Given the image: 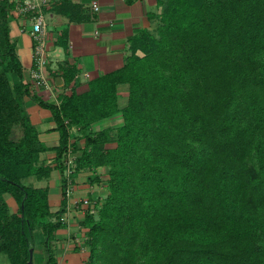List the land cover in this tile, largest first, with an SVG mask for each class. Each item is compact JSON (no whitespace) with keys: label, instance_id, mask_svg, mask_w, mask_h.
<instances>
[{"label":"trees","instance_id":"trees-1","mask_svg":"<svg viewBox=\"0 0 264 264\" xmlns=\"http://www.w3.org/2000/svg\"><path fill=\"white\" fill-rule=\"evenodd\" d=\"M157 6L155 29L132 39L122 69L84 93L61 95L58 105L36 99L61 135L50 166L40 156L51 149L24 105L30 91L10 35L14 4L0 1V254L10 264L28 263L36 231L46 264H59L55 234L65 227L68 181L99 168L108 169V196L83 225L86 264H264V0ZM67 73L71 84L75 73ZM117 114L121 127L92 131ZM74 127L85 148L68 179ZM53 170L63 176L55 214L48 189L24 184Z\"/></svg>","mask_w":264,"mask_h":264},{"label":"crops","instance_id":"crops-1","mask_svg":"<svg viewBox=\"0 0 264 264\" xmlns=\"http://www.w3.org/2000/svg\"><path fill=\"white\" fill-rule=\"evenodd\" d=\"M93 3L99 4V13L93 12ZM158 13L157 0H59L53 7L44 9L48 58L45 71L51 85L47 89L39 87L33 79L36 70L34 41L28 18L14 9L11 11L10 35L17 45V54L24 68V83L30 91V95L24 98L25 109L38 131L40 142L51 149L41 154V162L55 165L57 153L52 149L59 146L61 135L52 112L42 108L36 99L58 105L61 95L73 91L84 93L91 81L122 69L130 56L132 39L144 31L154 30L156 23L150 17ZM67 71L75 73L71 84L66 82ZM118 93L119 107L123 109L128 103V86H120ZM123 123L122 114H117L94 124L92 131L117 129ZM71 133L76 160L82 155L85 141L78 128L74 127ZM62 181L61 172L53 170L47 179L32 177L24 184L34 189H48L50 210L55 214L62 205ZM107 181V168L84 170L75 176L68 188L67 209L62 216L65 227L55 234L59 264H85L89 260L88 230L83 225L89 213L97 216L107 198ZM5 200L11 212L17 214L20 210L18 203L10 195H5ZM34 239L33 264H46L45 238L36 231ZM0 264H10L8 257L0 254Z\"/></svg>","mask_w":264,"mask_h":264},{"label":"built area","instance_id":"built-area-1","mask_svg":"<svg viewBox=\"0 0 264 264\" xmlns=\"http://www.w3.org/2000/svg\"><path fill=\"white\" fill-rule=\"evenodd\" d=\"M14 3V10L28 18L31 25V37L34 41V63L36 70L33 73V79L37 81L39 87L49 89L51 87L50 81L46 75V66L48 63L47 50H46V18L44 9L53 7L59 0H12ZM92 10L94 13L100 12L98 3H93ZM72 131V130H71ZM66 176L69 179L75 168V159L71 142L65 161ZM69 187L71 181H68ZM86 264V263H85Z\"/></svg>","mask_w":264,"mask_h":264},{"label":"water","instance_id":"water-1","mask_svg":"<svg viewBox=\"0 0 264 264\" xmlns=\"http://www.w3.org/2000/svg\"><path fill=\"white\" fill-rule=\"evenodd\" d=\"M33 252H34L33 249L30 250V259L27 264H33Z\"/></svg>","mask_w":264,"mask_h":264},{"label":"rangeland","instance_id":"rangeland-1","mask_svg":"<svg viewBox=\"0 0 264 264\" xmlns=\"http://www.w3.org/2000/svg\"><path fill=\"white\" fill-rule=\"evenodd\" d=\"M121 103H123V100L121 101Z\"/></svg>","mask_w":264,"mask_h":264}]
</instances>
